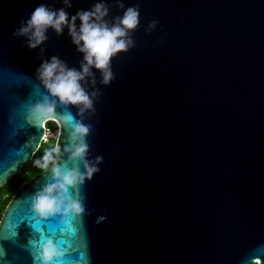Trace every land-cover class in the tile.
<instances>
[{
  "label": "water",
  "instance_id": "1",
  "mask_svg": "<svg viewBox=\"0 0 264 264\" xmlns=\"http://www.w3.org/2000/svg\"><path fill=\"white\" fill-rule=\"evenodd\" d=\"M40 3L63 6L0 0V187L49 140V121L62 166H73L63 148L81 121L89 158L103 159L80 215L36 217L29 198L48 169L21 185L0 220V264H40L48 239L64 253L52 264H264V0H124L139 6L135 46L112 59L115 78L83 116L50 96L34 75L39 49L12 34ZM43 47L79 67L67 30H49ZM43 97L53 112L35 124Z\"/></svg>",
  "mask_w": 264,
  "mask_h": 264
},
{
  "label": "clouds",
  "instance_id": "2",
  "mask_svg": "<svg viewBox=\"0 0 264 264\" xmlns=\"http://www.w3.org/2000/svg\"><path fill=\"white\" fill-rule=\"evenodd\" d=\"M59 8L40 3L27 17L21 19L13 36L22 39L25 46L35 51L39 49L41 62L35 69V77L51 97L58 98L65 105L76 106L83 114L95 112V102L101 92L98 85L107 86L115 78L111 67L112 59L119 53L127 52L135 46L134 31L140 25L139 6L125 7L124 0H115L122 14L110 16L109 0H94L88 9H79L70 14L72 0H60ZM159 21L152 20L145 28L151 33ZM49 30L57 36L67 35L77 53L82 56L79 67L69 66L59 56L44 57L43 45L48 40ZM54 105L48 97L41 98L30 108L35 124L50 117ZM90 125L77 122L64 145L63 153L73 162L72 167L62 166L61 149L47 152L38 167L51 173L48 181L29 198L31 208L37 218L60 215L67 218L85 213V197L81 188L86 180L99 171L102 157L89 158L87 137ZM71 189V191H70ZM106 217L97 218L102 222ZM40 264H52L63 257V251L48 239L39 248Z\"/></svg>",
  "mask_w": 264,
  "mask_h": 264
},
{
  "label": "trees",
  "instance_id": "3",
  "mask_svg": "<svg viewBox=\"0 0 264 264\" xmlns=\"http://www.w3.org/2000/svg\"><path fill=\"white\" fill-rule=\"evenodd\" d=\"M47 128L54 130L57 128V123L55 121L47 122ZM56 147V139H49L48 141H43L39 149L33 155L29 163L19 172L14 178L10 179L5 185L0 187V220L7 208L10 201L19 191L21 185L27 180L34 176L40 174L45 169L37 166L36 161L41 160L42 157L47 152H53L55 156L56 153L53 151Z\"/></svg>",
  "mask_w": 264,
  "mask_h": 264
},
{
  "label": "rangeland",
  "instance_id": "4",
  "mask_svg": "<svg viewBox=\"0 0 264 264\" xmlns=\"http://www.w3.org/2000/svg\"><path fill=\"white\" fill-rule=\"evenodd\" d=\"M55 122L57 123V128L54 130H50L48 131V136L49 139H57L59 131H60V127H59V123L55 120Z\"/></svg>",
  "mask_w": 264,
  "mask_h": 264
},
{
  "label": "snow or ice",
  "instance_id": "5",
  "mask_svg": "<svg viewBox=\"0 0 264 264\" xmlns=\"http://www.w3.org/2000/svg\"><path fill=\"white\" fill-rule=\"evenodd\" d=\"M41 238L43 239V236Z\"/></svg>",
  "mask_w": 264,
  "mask_h": 264
},
{
  "label": "built area",
  "instance_id": "6",
  "mask_svg": "<svg viewBox=\"0 0 264 264\" xmlns=\"http://www.w3.org/2000/svg\"><path fill=\"white\" fill-rule=\"evenodd\" d=\"M48 131H49V128H48Z\"/></svg>",
  "mask_w": 264,
  "mask_h": 264
}]
</instances>
